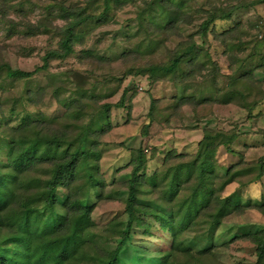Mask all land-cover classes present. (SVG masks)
I'll list each match as a JSON object with an SVG mask.
<instances>
[{"label":"trees","instance_id":"trees-1","mask_svg":"<svg viewBox=\"0 0 264 264\" xmlns=\"http://www.w3.org/2000/svg\"><path fill=\"white\" fill-rule=\"evenodd\" d=\"M10 1L0 0V15L10 24L9 30L20 25L31 34L46 27L41 23L32 25L7 20V11L15 7L9 4ZM136 1L83 0L77 5L57 2L58 19L63 25L53 27L59 37L57 48L42 56V67L35 72H24L4 62L0 68L5 70L9 79H29L36 72L47 70L50 61H63L74 55L75 46L83 45L85 35L92 31L89 29L82 34L84 29L111 21L112 15L129 4L136 5ZM139 1L138 27L155 42L161 40L165 43L172 39L178 42L167 52L166 61L157 63L139 65V52H126L122 57H125V63L130 64L128 73L132 74L131 77L148 83L166 80L180 84L182 94L173 98L175 112L184 105L196 111L202 103L228 104L241 99L234 90L219 91L214 79L219 74V67L208 52L202 54L193 35L186 38L182 35V27L192 23V16L186 10L170 0ZM231 1L237 3L220 7L214 0H205L201 9L207 7L206 18L200 24L199 38L208 36L214 22L229 20L234 11L249 5L244 0ZM212 34L215 40L227 47L239 37L237 27L222 34ZM233 52L230 50L228 55L229 69L237 62ZM202 55L207 58V63L202 60ZM80 59L99 63L104 60L91 50H82ZM47 77L49 82L46 85L20 97L30 104L39 105L45 96L50 95L64 109L63 115L44 121L24 117L17 126L5 125L0 129V136L8 147L6 161L0 163V264H125L121 257L129 247L134 224L139 229L149 228L138 215L153 220L159 231L169 237L168 245L157 252L151 264H202L203 260H211V248L193 253L180 237L196 226V220L205 216L212 204L222 199L227 187L237 183L238 187L244 188L262 180L264 154L255 164H248L242 154L233 150L236 132L207 129L203 130L195 153L168 152L163 157L161 170L149 176L144 172L146 148H137L132 153L130 178L122 185L127 190V231L110 250L86 245L87 237L91 235L93 209L91 199L83 198L85 188L93 190L97 201L111 200V196L106 197L104 193L105 182L99 164L102 139L112 128L110 105L103 103L98 106V97L89 94L85 88H69L73 96L65 97L61 94L67 87L65 82L56 74L49 73ZM198 78H211L212 91L220 92L221 97L217 99L212 92L205 99L185 96L189 84ZM243 79L250 80L246 75L238 78ZM135 86L138 87L137 84ZM124 100L123 94L120 106ZM156 103L151 99L144 136L153 122L152 111ZM219 154L228 157L222 165L218 164ZM146 193L157 196L156 201L144 200L140 194ZM258 203L239 204L234 215L248 208L263 210L264 193ZM240 238L254 246L255 264H264V230ZM4 243L10 245L3 246Z\"/></svg>","mask_w":264,"mask_h":264},{"label":"rangeland","instance_id":"rangeland-1","mask_svg":"<svg viewBox=\"0 0 264 264\" xmlns=\"http://www.w3.org/2000/svg\"><path fill=\"white\" fill-rule=\"evenodd\" d=\"M170 1L192 16V23L182 27L181 33L184 38L193 35L202 54L208 52L211 60L219 67V74L214 78L219 91L222 93L234 90L239 94L240 100L236 99L228 104L206 102L198 105L196 111L191 106L184 105L175 112L173 98L182 94L180 84L166 80L148 83L144 79L138 81V78L131 77L132 74L128 73L130 64L125 63V57H122L126 52H139V65L154 61L157 63L166 61L167 52L178 42L174 39L165 43L161 40L155 42L138 27L139 0L136 5L129 4L116 12L111 21L84 29L82 34L89 29L92 31L85 35L83 45L75 46L74 55L63 61H50L47 70L36 72L29 79H9L5 70L0 68V129L5 125L15 127L24 117L44 121L63 115L64 109L50 95L45 96L39 105L30 104L20 97L46 85L49 73L56 74L58 79L65 82L67 87L61 92L63 96H73L69 88H85L89 94L98 97V106L103 103L110 105L112 128L102 139L99 164L100 174L105 182L104 193L106 197L111 196V200H95L93 190L88 188H85L83 196L91 199L93 209L91 235L87 237L86 245L91 244L101 250L113 248L127 231V190L122 185L130 178L132 153L137 148H146L147 163L144 172L149 176L161 170L163 157L168 152L195 153L203 130L207 129L236 132L233 150L242 154L248 164H255L264 154V0L252 5L257 0H244L249 5L234 11L229 20L214 22L205 39L197 35L201 22L206 18L207 7L201 9L205 0ZM57 2L77 5L83 0L9 2L15 7L7 11V20L15 23L29 22L32 25L41 23L46 27L31 34L20 25L9 30L10 24L0 15V65L5 62L13 69L24 72H35L42 67V56L57 48L59 37L53 27L63 25L58 19ZM214 2L220 7L237 3L231 0ZM235 27L239 31V37L230 42L228 47L213 38L212 33L222 34ZM82 50H91L106 61L99 63L81 60ZM230 50L237 57L232 69H229L228 61ZM203 55L202 60L206 62L207 58ZM242 75L248 76L250 80H238ZM210 80L211 78H198L195 83L189 84L185 96L209 98V93H214ZM132 84L142 86V91L135 85L133 88ZM220 92L214 93L217 99L221 97ZM123 94L125 100L120 106ZM151 99H155L157 103L152 111L153 122L144 136V125L149 122ZM7 153L6 142L0 136V163L6 161ZM217 157L219 165L228 158L224 154ZM83 183L84 179L81 180L82 185ZM262 193L264 178L256 185L244 188L238 187L237 183L230 185L223 192L222 199L212 204L209 212L196 220V226L180 237L181 242L191 248L193 253L211 248V260H203L202 264H255L254 246L240 237L264 230V208L260 210L253 206L254 208L245 209L236 216L234 211L239 204L259 205ZM140 196H144V200L148 202L157 199L151 193ZM137 217L142 218L149 228L139 229L134 224L130 232L132 236L128 242L129 247L121 258L125 264H151L157 252L168 245L169 237L159 231L153 220L141 215ZM9 245L10 243L3 244ZM11 252L9 255H12Z\"/></svg>","mask_w":264,"mask_h":264},{"label":"built area","instance_id":"built-area-1","mask_svg":"<svg viewBox=\"0 0 264 264\" xmlns=\"http://www.w3.org/2000/svg\"><path fill=\"white\" fill-rule=\"evenodd\" d=\"M138 88H139V91H142V86L139 85Z\"/></svg>","mask_w":264,"mask_h":264}]
</instances>
